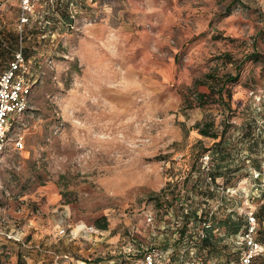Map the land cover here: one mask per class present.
Segmentation results:
<instances>
[{"label": "rangeland", "instance_id": "obj_1", "mask_svg": "<svg viewBox=\"0 0 264 264\" xmlns=\"http://www.w3.org/2000/svg\"><path fill=\"white\" fill-rule=\"evenodd\" d=\"M31 3L20 40L18 1L0 0V71L21 43L36 76L0 160V264H110L127 236L172 247L175 219L169 205L155 206L154 193L169 181L186 199L220 161L210 148L217 139L192 129L196 122L226 129L230 156L222 161L238 165L226 181L204 184L213 191L205 208L245 215L264 201L255 175L264 170V0H79L71 28L44 25L53 0ZM253 50L262 58L244 60ZM239 63L230 96L219 98ZM197 141L210 150L194 148ZM189 194L186 204L203 207L200 193ZM232 239L220 241L222 264L242 249ZM262 243L252 264H264ZM187 244L161 253L162 263L191 262Z\"/></svg>", "mask_w": 264, "mask_h": 264}, {"label": "trees", "instance_id": "obj_2", "mask_svg": "<svg viewBox=\"0 0 264 264\" xmlns=\"http://www.w3.org/2000/svg\"><path fill=\"white\" fill-rule=\"evenodd\" d=\"M70 1L71 0H53V4L49 5L51 6L50 7L51 9L48 10H52L54 13H56V15H53V12L51 14L46 12L45 14L47 16L43 20H45L48 25H52V27L54 26V28L58 24L65 25L66 23L71 21L68 17V12H67V6ZM74 1L78 3L79 0H74ZM226 8H229V5ZM53 16L57 17L56 21L53 19ZM48 31L49 30L47 29L46 33H48ZM23 53L25 59L31 61L30 60L31 57L28 54L27 48L25 47L23 48ZM12 54H11V58H12ZM11 58L9 60H11ZM261 58H262L261 53L257 50H253L247 55H245L244 60L258 61ZM9 60L6 62L7 64ZM240 67H241V63L236 65V72L234 74H229V73L225 74L219 87L217 88V91L219 92L218 93L219 98H222L224 93L230 96L229 90L227 89L226 86L227 84L235 83L238 80ZM3 70H1L0 73ZM198 96L201 97L202 95H198ZM191 128L196 129L197 132L202 136L210 137L212 139H217L212 143V147L210 148H212L211 151L213 154L212 156L216 155L220 161L218 162L217 160L214 159L213 167L205 172L206 175L205 180L202 177H198L197 179L194 180V183L191 185V189L185 191V194L189 195V197H187L186 199H184V197L182 198L180 197L179 189H174L173 184L169 181H167L165 186L162 187L157 193H154L152 199L154 200L155 206L166 207L167 205H169V209L166 210V215L171 217L172 219H175L176 229H169L170 232L171 230L173 231L171 233V236L174 237L172 247H167L165 249L147 248L143 246L140 242H138L135 238L127 236V238L123 240L124 242L121 244V246L115 247V250H111L112 255L115 257L116 260L114 261L109 260L108 262L110 264H122L125 262L131 263L132 261L141 258L146 252L152 249L158 250L164 256L169 257L171 256L170 255L171 251L175 249V245L177 246L179 242L188 243L187 244V247L189 248L188 252L191 257L190 261L194 262L195 264H203L200 261L194 259L195 254H200V255L203 254L206 255L207 257L215 256L218 259L216 261H218L219 264H222L223 261L221 259L220 253L227 248V244L225 243L221 244L220 241L230 237L233 238L232 240L235 243V239L246 231L247 218L245 215L239 214L236 211H234L232 208H230L227 211V213H225V215L218 216L217 211L210 209L207 210L205 208L206 201L208 200V198L212 196L213 191H211L210 189H205L206 187H204V184H207L208 182L213 186H217V184L215 183L216 178L221 177L224 178V181H226L227 180L226 176L228 173L238 170L237 164H235V167L233 169L230 165L223 164L222 161V160H227L228 157L230 156V152L225 151L224 149L227 144V140L225 137L226 129L223 127L220 131H217L214 128V121L212 120L196 122L191 126ZM182 130L185 135L187 130L185 129V126L183 124H182ZM253 139H259V137L253 134ZM193 147L194 148L198 147L199 151L210 150V148L204 147L200 141H197L193 145ZM257 169H260V167H257ZM184 183L186 182L184 181ZM191 191H195V193L198 192L200 193V195H202L204 203H203V207L199 208V210L197 207H193L186 204L187 200H190L189 202H191V199H193L192 195L189 194ZM183 199L185 200L184 203H182ZM175 205L178 206L175 207ZM254 217L255 219H257L258 222H260V225L258 227L256 224L254 238L260 244H263L262 242H264V201L260 205H258V207L255 209ZM205 224H207V227L205 226ZM190 225H192L193 228L190 227ZM96 227L100 230H106L107 228L106 219L102 218V221L99 220L96 221ZM161 228H164V226L162 225ZM163 230L164 229H162L161 232H164ZM201 230L203 231L202 235L199 234ZM220 230H222L223 232L218 233L220 234L218 236L215 235ZM256 235L258 236V238L256 237ZM242 251H243L242 249L240 250L238 249V251H236L237 261L242 255ZM110 254L109 256H111ZM84 264H86L85 261ZM91 264H95V263H91ZM97 264H99V262Z\"/></svg>", "mask_w": 264, "mask_h": 264}, {"label": "built area", "instance_id": "obj_3", "mask_svg": "<svg viewBox=\"0 0 264 264\" xmlns=\"http://www.w3.org/2000/svg\"><path fill=\"white\" fill-rule=\"evenodd\" d=\"M19 4L20 14L18 19V30L20 32L19 38L22 39V29L29 21V14L32 11V0H17ZM52 5V4H49ZM80 4L71 0L67 6L68 17L71 21L65 26L72 27L75 16L77 15ZM42 24V22H40ZM46 21L44 25H48ZM50 28V25H49ZM51 30V29H50ZM49 30V31H50ZM53 29L52 31H54ZM30 65V61L26 60L23 53L22 44L13 51L12 58L9 60L7 67L0 73V160L5 152L10 140V131L21 114L24 113L28 107L30 91L32 85L36 81L35 73ZM259 96L253 90L249 91V95ZM14 145L22 147L21 139L14 140ZM208 156L204 157V168H207ZM255 175L260 176L261 184L264 185V170L257 171ZM247 218L246 231L235 239V244L241 246L242 255L235 264H251L252 260L258 256L262 250L263 245L254 238L256 227V219L253 211L245 213ZM150 220V217L147 218ZM207 227V224H205ZM64 229H59L58 233H63ZM202 230L199 232L202 235ZM162 254L156 250L146 252L141 258L132 261L130 264H163ZM58 255L54 254V259H58ZM187 264H195L188 262Z\"/></svg>", "mask_w": 264, "mask_h": 264}, {"label": "crops", "instance_id": "obj_4", "mask_svg": "<svg viewBox=\"0 0 264 264\" xmlns=\"http://www.w3.org/2000/svg\"><path fill=\"white\" fill-rule=\"evenodd\" d=\"M221 229H223V228H221ZM101 231H103V232H104L105 230H101ZM222 232H223V231H222V230H220L218 233H222ZM104 235H105V233H104ZM105 240H106V239H104V241H105ZM45 264H53V263H51V262H50V263H49V262H47V263H45ZM58 264H59V263H58ZM61 264H62V263H61ZM65 264H66V263H65Z\"/></svg>", "mask_w": 264, "mask_h": 264}]
</instances>
